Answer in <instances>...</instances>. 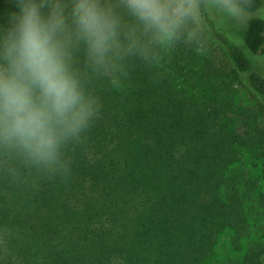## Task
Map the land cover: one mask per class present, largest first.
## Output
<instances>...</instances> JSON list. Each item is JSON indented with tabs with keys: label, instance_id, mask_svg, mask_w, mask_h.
I'll use <instances>...</instances> for the list:
<instances>
[{
	"label": "trees",
	"instance_id": "trees-1",
	"mask_svg": "<svg viewBox=\"0 0 264 264\" xmlns=\"http://www.w3.org/2000/svg\"><path fill=\"white\" fill-rule=\"evenodd\" d=\"M239 29L209 14L116 85L80 49L99 117L67 178L0 152V264H264V19Z\"/></svg>",
	"mask_w": 264,
	"mask_h": 264
},
{
	"label": "clouds",
	"instance_id": "clouds-1",
	"mask_svg": "<svg viewBox=\"0 0 264 264\" xmlns=\"http://www.w3.org/2000/svg\"><path fill=\"white\" fill-rule=\"evenodd\" d=\"M0 23V152L50 176L70 175L67 150L82 142L100 104L75 55L94 76L127 57L158 59L178 42L197 45L209 14L242 29L264 19L256 0H10ZM199 52V48L196 49Z\"/></svg>",
	"mask_w": 264,
	"mask_h": 264
},
{
	"label": "rangeland",
	"instance_id": "rangeland-1",
	"mask_svg": "<svg viewBox=\"0 0 264 264\" xmlns=\"http://www.w3.org/2000/svg\"><path fill=\"white\" fill-rule=\"evenodd\" d=\"M214 17H216L215 15H214ZM220 21L221 22H225L226 20H221L220 19ZM237 32H239L240 34L243 32V30L242 29H239V30H237ZM246 104V103H245ZM248 105V104H247ZM247 158H248V156H247ZM263 189H264V182H263Z\"/></svg>",
	"mask_w": 264,
	"mask_h": 264
}]
</instances>
